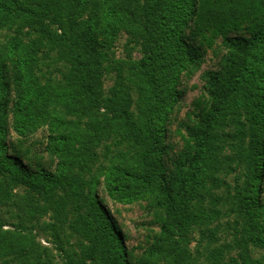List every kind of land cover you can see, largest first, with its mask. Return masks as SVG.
<instances>
[{"label":"trees","instance_id":"trees-1","mask_svg":"<svg viewBox=\"0 0 264 264\" xmlns=\"http://www.w3.org/2000/svg\"><path fill=\"white\" fill-rule=\"evenodd\" d=\"M13 27L8 56L0 50V195L11 197L7 182L27 190L0 214L2 262L59 264L38 240L49 231L62 264H264L245 259L248 247L227 260L247 242L264 251V0H0V32ZM54 52L72 72L64 87H38L33 74ZM208 52L216 66L175 151L168 125L183 79ZM98 185L150 218L135 262ZM196 229L204 262L190 248ZM231 231L251 238L230 244Z\"/></svg>","mask_w":264,"mask_h":264},{"label":"rangeland","instance_id":"rangeland-1","mask_svg":"<svg viewBox=\"0 0 264 264\" xmlns=\"http://www.w3.org/2000/svg\"><path fill=\"white\" fill-rule=\"evenodd\" d=\"M15 29L16 27H13L11 29H5L2 32H0V50H5L6 56H8L10 52V43L12 37L15 35ZM31 37H29L30 39ZM36 37L34 36L33 39ZM129 38V35L126 33H122L118 40L115 42L112 52L114 53L113 57H115L118 60L125 59V43H127V39ZM54 57V64L51 67H48L47 65L42 66V72L37 71L33 74V78L40 83V86L38 87H45L49 82H52L53 85L56 86H65L66 82L68 80L69 74L72 72L70 65L66 64L64 61L58 62L56 52L53 53ZM133 57L136 59L140 58V54L137 52L133 53ZM216 59L213 57L212 53L208 52L203 62L201 63L200 68L196 70V72L190 76V77H184L183 79V89L185 90L182 102L180 105L176 108V111L174 115L172 116L171 122L168 125L169 130V143L174 147L175 151H178L181 146L183 145L182 139L180 134L178 133V127L179 123L182 119L185 118L187 112L191 110L193 101L198 98L202 94V88H203V81L201 79L202 74L206 70H212L215 69L216 66ZM51 83V84H52ZM113 85V81L111 79H107L104 81V90L105 92L108 91L109 88H111ZM47 131V128H41L39 129V132L36 133L35 138L40 139L41 141H44L43 135ZM184 133V131H182ZM43 137V138H42ZM10 141H16V136L14 133L11 135ZM114 140L109 139L105 141V144H112ZM240 143V142H239ZM104 144V145H105ZM46 143H44V146ZM102 151V149L99 150V152ZM100 183H103V179L100 180ZM9 182L6 183L9 190H11V197H1L0 195V214L2 212H7L9 207H13L12 204L15 202H19L18 200L20 198H24L26 194L27 187L26 186H17V185H8ZM97 193V199L100 202L99 204L106 207L110 213L111 217L114 219L118 227L120 228V231L122 232L124 247L127 252V256L131 257L133 261L135 262L137 258L141 257L143 254V251L145 249V246L147 245V236H148V223L150 222V218L147 216V213L145 209L143 208L142 204L137 205H123V204H117L112 202L109 197L106 195V193L103 191V186L98 185L95 189ZM17 210V208H14ZM81 211H73L72 213L77 217L79 214H86L88 212L87 207L84 206L81 208ZM222 211L225 210V208L220 207ZM71 216V215H70ZM3 218H5L6 221L15 222V219H10V214L2 215ZM236 219V217H235ZM43 223H49L50 219L49 217H44L42 220ZM229 222H234V217L231 218H221L220 224L225 225ZM4 229H13V227L7 225L4 227ZM157 229V228H154ZM158 230V229H157ZM196 233L193 234L194 240L190 244V248L195 256L199 257L201 262L206 261L207 257L209 256V249L204 246H199V230H195ZM67 234H73V232ZM51 233L49 231L40 232V236L38 240L48 248H51L54 256L55 261H57L59 264H62V257L58 251L57 248H55L54 244L52 243V237L50 235ZM226 235V242L230 244H235L237 242V246L239 245V240H244V238H251L248 235L241 234L239 236H236L235 232L231 231L229 233L224 234ZM73 236V235H72ZM77 237H73V242L76 241ZM247 250L246 258L258 261V262H264V251L262 249L255 248L253 243L247 242L243 243L242 246H240L238 249L231 250V253L228 255V258L230 255H232L234 258L240 257V254ZM76 249V247H75ZM0 264H13V263H6L2 262L0 260Z\"/></svg>","mask_w":264,"mask_h":264}]
</instances>
